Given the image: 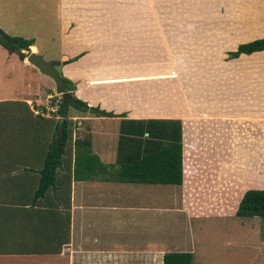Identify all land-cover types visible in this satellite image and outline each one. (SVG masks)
Segmentation results:
<instances>
[{
	"label": "crops",
	"instance_id": "crops-1",
	"mask_svg": "<svg viewBox=\"0 0 264 264\" xmlns=\"http://www.w3.org/2000/svg\"><path fill=\"white\" fill-rule=\"evenodd\" d=\"M164 1L0 0V29L59 64L89 108L68 110L72 137L89 142L79 154L104 166L95 161L88 174L81 159L76 177L71 140L54 187L33 199L58 116L32 109L59 95L51 78L0 46L8 53L0 55V78L10 79V58L19 65L10 82L21 86L0 94V112L18 113L34 138L26 151L0 143V264H162L165 254H192L194 246L170 241L159 216L191 223L209 215L191 211L206 196L219 197L215 207L231 218L264 226L235 216L246 191L264 188V50L229 57L264 39V0ZM130 120L180 124L181 185L118 180L122 121Z\"/></svg>",
	"mask_w": 264,
	"mask_h": 264
},
{
	"label": "trees",
	"instance_id": "trees-1",
	"mask_svg": "<svg viewBox=\"0 0 264 264\" xmlns=\"http://www.w3.org/2000/svg\"><path fill=\"white\" fill-rule=\"evenodd\" d=\"M0 45L8 52L18 56L20 61H24L29 52L32 41L21 37H12L0 29ZM264 50V39L256 40L244 45H240L236 52L230 53V58H237L240 54H251ZM26 52V53H25ZM72 61V60H70ZM69 63L66 62L64 64ZM58 65V64H57ZM65 82V97L58 103V110L51 113V116H58L55 127V137L43 159V166L39 172V180L34 190V200L42 198L43 195L55 184V172L61 165V160L66 153V147L71 140H74V147H89L87 140H75L71 138L72 121L68 120V110L73 108L77 111L87 112V105L77 99L74 94V85L61 75ZM54 99L49 101L53 106ZM42 109L44 106H41ZM34 108H38L34 106ZM26 113H29L28 107L24 106ZM33 112V110H32ZM34 114V112H33ZM96 115L102 117H115L112 113L96 109ZM43 118L40 115H35ZM62 120V129L60 142H56V131L59 121ZM119 140V160L120 169L118 171V180L124 183H141L154 185H181L182 184V152L180 124L163 120L146 121H122ZM72 128V129H71ZM146 134V136H145ZM126 151L124 153V151ZM121 154H125L122 156ZM85 159L84 154L76 155L75 175H79L77 169L79 161L82 159L88 174L94 173V163L104 168L96 156ZM93 160V161H92ZM87 174V175H88ZM87 177V176H86ZM85 178V177H84ZM236 216L239 218H260L264 220V188L261 190H248L244 193L239 202ZM191 253H167L163 257L162 264H192Z\"/></svg>",
	"mask_w": 264,
	"mask_h": 264
},
{
	"label": "rangeland",
	"instance_id": "rangeland-1",
	"mask_svg": "<svg viewBox=\"0 0 264 264\" xmlns=\"http://www.w3.org/2000/svg\"><path fill=\"white\" fill-rule=\"evenodd\" d=\"M170 2H173V0H166L163 2V5L170 4L174 6L175 3ZM4 51L5 50L2 48L0 50V55H3ZM6 54L8 53L6 52ZM12 55L16 56L14 53ZM8 60L9 64L7 67H4V69H7L6 74L10 76V79L3 80L0 78V94L2 95L18 94L21 89L20 85L10 82L11 77H13L12 74H16L17 70H19V65H16L10 58ZM13 65H16V67L11 68ZM55 68L58 70L59 64H56ZM58 71L59 74L62 75L60 68ZM157 77L161 78L162 76ZM15 78L18 79L19 77ZM162 91L168 94L169 91H173V89L169 90L168 88H162ZM52 102L54 103L55 100ZM0 111L3 110L0 109ZM4 114L5 112H0V133H5V135L0 134V143L5 145L6 149L13 145H17L24 151H26L27 148L30 150L31 148L29 146L31 145L28 143H33L34 141L31 129H23L21 127L18 113H13V117ZM37 120L43 122V119ZM9 128L16 131L15 135H13ZM87 139L89 140V138ZM38 140L39 137L37 136L36 141L38 142ZM41 141H43V139ZM83 148L85 147H81V149ZM73 149L75 151H72L70 147L69 151L66 152H70L69 156H71L73 152V155L76 157L79 148L76 149L74 147ZM4 153H6L7 156L13 154V152ZM26 153H29V151L23 152V156H25ZM37 158L38 154L35 153L34 159ZM23 161L25 162V159H23ZM219 199V197L206 196L205 198L195 200L199 205H196V203L191 204V211H195L197 214L208 212L209 215L202 217L197 216L196 220H190L191 223L185 219L171 217L168 213H161L159 217L163 218L162 222L164 224L162 226H164L163 228L166 230L165 233L168 236L167 238L176 243L186 242L190 239L193 241L194 253H192V264H264V226L259 223H254L251 219H248L245 221L246 223L243 224V221L233 217L231 218L225 213L226 208L224 206L220 205L217 208L215 207L216 204L214 202L215 200L219 201ZM146 218L149 219L150 217L146 215ZM236 218L239 217L236 216ZM255 219L258 220V218ZM165 220L167 221L164 222ZM258 222H260V220H258ZM171 252L176 251L172 250Z\"/></svg>",
	"mask_w": 264,
	"mask_h": 264
},
{
	"label": "water",
	"instance_id": "water-1",
	"mask_svg": "<svg viewBox=\"0 0 264 264\" xmlns=\"http://www.w3.org/2000/svg\"><path fill=\"white\" fill-rule=\"evenodd\" d=\"M26 62L33 65L40 73L48 76L54 82L56 89L63 99L65 97V82L62 80L56 70V64L52 61H45L42 56L35 54L33 52L27 53ZM91 112H94L93 109H90ZM62 120L59 121L58 128L56 131V142H60L61 129H62Z\"/></svg>",
	"mask_w": 264,
	"mask_h": 264
},
{
	"label": "built area",
	"instance_id": "built-area-1",
	"mask_svg": "<svg viewBox=\"0 0 264 264\" xmlns=\"http://www.w3.org/2000/svg\"><path fill=\"white\" fill-rule=\"evenodd\" d=\"M54 99L55 102L53 104V106H50L49 102L47 103V105H44V108L42 109L41 106H37L38 108H33V112L35 115H40L42 117H50L51 113H55L58 110V103L60 102V100L62 99L59 96L55 97V98H51V100ZM41 107V108H40ZM79 125V124H78ZM77 125V126H78Z\"/></svg>",
	"mask_w": 264,
	"mask_h": 264
},
{
	"label": "clouds",
	"instance_id": "clouds-1",
	"mask_svg": "<svg viewBox=\"0 0 264 264\" xmlns=\"http://www.w3.org/2000/svg\"><path fill=\"white\" fill-rule=\"evenodd\" d=\"M59 94V93H58Z\"/></svg>",
	"mask_w": 264,
	"mask_h": 264
}]
</instances>
